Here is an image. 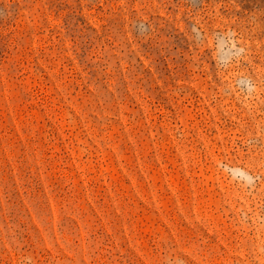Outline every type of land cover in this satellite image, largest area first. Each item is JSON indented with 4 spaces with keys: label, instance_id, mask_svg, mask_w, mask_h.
I'll return each mask as SVG.
<instances>
[{
    "label": "rangeland",
    "instance_id": "obj_1",
    "mask_svg": "<svg viewBox=\"0 0 264 264\" xmlns=\"http://www.w3.org/2000/svg\"><path fill=\"white\" fill-rule=\"evenodd\" d=\"M0 264H264V0H0Z\"/></svg>",
    "mask_w": 264,
    "mask_h": 264
}]
</instances>
